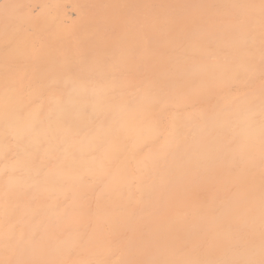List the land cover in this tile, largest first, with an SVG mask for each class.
<instances>
[{
    "label": "bare ground",
    "instance_id": "bare-ground-1",
    "mask_svg": "<svg viewBox=\"0 0 264 264\" xmlns=\"http://www.w3.org/2000/svg\"><path fill=\"white\" fill-rule=\"evenodd\" d=\"M0 264H264V0H0Z\"/></svg>",
    "mask_w": 264,
    "mask_h": 264
}]
</instances>
